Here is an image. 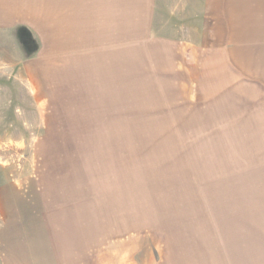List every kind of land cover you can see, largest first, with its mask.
<instances>
[{"label":"rangeland","instance_id":"1","mask_svg":"<svg viewBox=\"0 0 264 264\" xmlns=\"http://www.w3.org/2000/svg\"><path fill=\"white\" fill-rule=\"evenodd\" d=\"M2 1L0 264H264V87L205 0Z\"/></svg>","mask_w":264,"mask_h":264},{"label":"crops","instance_id":"2","mask_svg":"<svg viewBox=\"0 0 264 264\" xmlns=\"http://www.w3.org/2000/svg\"><path fill=\"white\" fill-rule=\"evenodd\" d=\"M217 1H220L219 4ZM43 2L57 10L61 9L67 0H44ZM20 3L21 5L17 4L21 9L19 15L14 13L18 17L23 16L24 13L21 12H26L29 4ZM17 6L11 7L16 11ZM204 8L205 26L209 23L214 31L219 26L220 32L227 34L226 37L222 36L214 43L215 47L220 49L218 53L220 58L227 57L228 64L235 69L233 74L250 77L264 87V0H205ZM213 16L216 18L212 19ZM57 24L62 25V18L56 22V26ZM61 31L60 29L58 32L60 35L63 32ZM62 43L61 41L60 49L67 47ZM75 45H78L75 47L80 46L79 43ZM225 49L229 50L224 51ZM219 63L221 64L222 60Z\"/></svg>","mask_w":264,"mask_h":264}]
</instances>
